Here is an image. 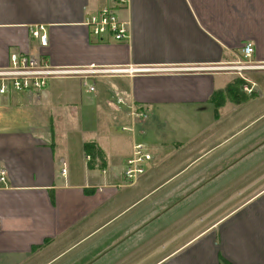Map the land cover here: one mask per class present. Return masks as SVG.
<instances>
[{
  "label": "crops",
  "instance_id": "0c3cea01",
  "mask_svg": "<svg viewBox=\"0 0 264 264\" xmlns=\"http://www.w3.org/2000/svg\"><path fill=\"white\" fill-rule=\"evenodd\" d=\"M108 5L109 0H0V68L11 53H21L39 55L59 69L140 70L91 77L93 91L82 87L80 77L63 78L80 83L91 94L87 99L70 83H53L40 94L0 96V168L6 172V187L0 188V264H94L98 258L87 259L91 253L111 240L121 241L115 247L124 244L149 224L151 219L132 218L141 201L136 191L195 186L184 198L207 183L191 184L185 175L212 153L247 132L238 147L213 157L220 162L241 153V160L264 141V104L257 101L263 90L246 94L239 88V98H233L238 102L229 98L217 108L211 102L236 80L259 74L227 69L245 44L253 47L252 64L264 67V0H130L128 9L118 12L129 23L124 42L94 38L83 25ZM37 28L46 36L44 47L32 37ZM249 81L254 88L261 85ZM129 105L147 118L133 134L123 135L118 130L130 125ZM236 122H243L242 128H232ZM137 139L153 161L135 185L123 187L125 160ZM244 141L247 149L239 152ZM175 161L181 163L162 171ZM219 162L210 169L213 176L237 161L217 170ZM259 165L249 169L234 196L218 204L217 213L231 209L209 226L202 227L201 219L186 232H173L187 211L157 234L135 239L110 264L135 262L140 253L157 256L152 264H264V170L252 179L250 173ZM159 174L168 177L156 180ZM160 204L148 203L143 217ZM165 232L163 253L146 247Z\"/></svg>",
  "mask_w": 264,
  "mask_h": 264
},
{
  "label": "rangeland",
  "instance_id": "374dc122",
  "mask_svg": "<svg viewBox=\"0 0 264 264\" xmlns=\"http://www.w3.org/2000/svg\"><path fill=\"white\" fill-rule=\"evenodd\" d=\"M241 62L242 61H240V59H238V62L234 65V67L237 69L240 66ZM233 71H235V70H233ZM249 73H259V74L254 75V76L253 75L248 76L249 80H251V81L256 80L257 82L261 81L260 82L261 85H259L260 87H258V83H256L255 88L253 87V91L251 94L254 93L256 87L263 90V92H264V76L261 77V75H264V67L258 68L256 70H244V71L242 70L241 71L242 76L245 74L249 75ZM68 77H75V76H66L63 78H68ZM63 78H59L60 80H57L55 82H49L48 83L49 87H51V85L53 83H55V84L59 83L60 85H63V86H65L67 83H70L74 89H79L81 91V96L83 99H87L91 96V94L84 93V89L81 88L80 83L78 85V82H76V81H69V79H63ZM245 79L247 81H249L247 77H245ZM54 80H56V79H54ZM246 84L249 85L248 82ZM257 101H260V104H264V97L260 98V99L258 98ZM33 104L34 103H31V105H33ZM34 110H36V108ZM255 116H256V114L253 117H255ZM262 122H264V119L262 120ZM242 123L243 122H236L232 128H236L235 130H238V129L242 128L241 127ZM129 126H127V127H129ZM135 127H138V124H136ZM69 128H71V127H69ZM62 129H63V131L66 130V128H62ZM140 130L141 129H139V131ZM118 131L120 133H122L123 135H127V133L121 132L120 129ZM143 131L144 130L142 129V132ZM247 134L248 133L246 132V133L242 134L240 137L236 138V140L234 142H229L227 145L223 146L220 150H218L217 151L218 153L217 152L212 153V155L210 156V157H212V159H205V160L201 161L195 168L193 167V169L188 171V173L185 175V178L191 177V179H190L191 184L198 183L202 180L203 181L207 180V183H204V185L200 186L196 191H194L191 194H188L186 197L182 198L184 195H186L195 186H189V187H187V189H182L181 191H177L176 190L177 186H174V184H171L167 188H164L163 190H159L158 188L150 190L147 188L145 193H143L144 192L143 190L136 191L138 194V198L141 201L139 202L140 206L137 208V212L134 215H132V218H134L138 215V216H140V221H143V220L148 221L149 219H151V220H149V224L145 225L140 231L136 232L134 234V236H132L131 239L127 240L124 244L121 243V245L119 244L117 247H115V245H117L121 241L114 243L115 241L113 242L111 240L106 244V245H108L110 243L107 247H105L106 245L101 247L98 252L91 253L87 259L94 261L98 258V260L94 264H110L114 260L118 259V257L120 256V254L122 252H124L125 250H128L130 248V246H128V245H130V243L135 241V239L138 241H143L148 235L157 234L158 232L162 231L163 228L166 229L169 226V222L171 220H174V219L177 220L181 215H183L187 211L188 212L186 213V215L187 214L188 215L186 217H183L180 222H178L177 224L174 225L173 232H175V231L176 232H186V230L189 229L192 224H194L195 226H198V222H199V220L201 222V219L204 221L202 227H206V226H209L211 224V222L214 221L215 218L223 216V214H225L231 208H227L225 206L221 207L220 212L217 213L216 207L219 208L218 204L221 205V203H223V201L226 200L228 197L230 198L231 196H234L233 194L235 192H237L239 188H241V187H239L240 183L244 182L243 180L245 177L248 179L249 169H251L253 166H255L257 164H261V165L257 166L256 169H254L250 172L252 175L251 179L258 176L264 170V144L262 146H260V148L256 152L250 153V154L245 156L246 158L239 160L237 158H239L241 153L238 154V157H234L236 155L235 152H237L238 149H239V152H242V150L247 149L246 148L247 143L244 144L245 143V141H244L239 146V148L235 149V152L228 157V158H230V157H234V158L224 159L220 162L215 160V159L213 161V157L217 156V154H219V153L222 154L224 150L230 149L233 147H238V145H239L238 142L243 140ZM137 136H138V133H137ZM141 138L145 139V135L142 134ZM136 142L142 143L143 141L142 140L140 141L137 139ZM142 144H144V143H142ZM216 161L219 162L218 166H217V170H219L221 167L223 168V166L227 167L228 165L233 164L236 161L237 162L233 165H230L229 168L227 170H225L224 172H222L221 174H219L217 176H213L212 174H214L215 171H211L210 169H212L213 166L217 163ZM176 162L177 161L173 162L170 166H167L169 168L166 167V169L162 170V171L163 172L171 171V168L174 167V165L181 163L180 161L177 163ZM147 168H148L147 169V171H148L149 167H147ZM258 169H260V171H262V172H260V173L256 172ZM161 175L162 174H159L158 176H156L157 177V178L155 177L156 180H162L163 178L168 177V175H162V176ZM153 177L151 176L149 179H151V180L155 179ZM209 178H211L210 181L208 180ZM177 181H176V183H178ZM157 182L161 183V181H157ZM149 183H150V181H149ZM159 187H160V185H159ZM224 187H225V189H223ZM160 189H161V187H160ZM169 189L170 190L172 189V190L170 191ZM241 199L242 198H240V200ZM152 202H154V204H159V203H161V204L159 206L154 207L152 212H149L148 214L146 213L145 216L143 217V215H142L143 211L142 210L144 209V207L148 203L151 204ZM173 203H174V205L172 206V208L169 211H166V213H163V211H161L165 208L168 209V207L170 205H172ZM161 213H163V214H161ZM158 215H160V216L158 217ZM204 217H206V218H204ZM135 226L136 225H134L132 228H136ZM168 235L169 234L165 232L163 239L161 237H159V238L157 237L156 239H158V240H156V239H155V241L153 240L154 242L150 243V245H147L146 247L149 249L150 248L154 249L157 247V249H154V251L157 250L160 253H163L164 248H162V246L165 244V242L167 240L164 238H166ZM182 242H183V240H180L176 244H180ZM147 248L145 249L146 251L148 250ZM103 250H106V251L104 253H102L99 257H96V255ZM141 254H143V253H140L139 254L140 256L138 255L139 257L135 261L137 263L130 262V260H128L124 264H133V263L134 264H152L153 261L155 260V258L157 257L156 256V257H153L150 259V257L148 255H141Z\"/></svg>",
  "mask_w": 264,
  "mask_h": 264
},
{
  "label": "built area",
  "instance_id": "2783aa9c",
  "mask_svg": "<svg viewBox=\"0 0 264 264\" xmlns=\"http://www.w3.org/2000/svg\"><path fill=\"white\" fill-rule=\"evenodd\" d=\"M130 0H109V5L98 12L85 18L83 25L90 31L94 38L110 37L116 42H124L129 38V23L118 17V12L128 9ZM32 37L38 39L39 45H46V36L42 28L32 31ZM253 47L251 44H245L240 51V66L236 69L233 66L227 69L241 72L242 70H256L260 66L253 65L251 62ZM140 70L131 67L121 68H90L80 70H69L54 68L39 55L11 53L8 63L4 68H0V96L9 92H28L32 94L42 93L51 80L63 78L66 76H77L81 78L82 87L88 91H93L89 86L88 79L102 75H132ZM246 81V80H244ZM247 83V81H246ZM244 86L243 91L251 94L253 86ZM117 104H123L118 99ZM128 113L131 117L129 127H123L124 132L134 133L136 124L143 123L147 116L143 111L137 110L132 105L128 107ZM89 157H86V161ZM153 161V154L145 144L135 142L132 146L131 153L125 160L123 169V187H130L147 173V167ZM64 174V171H62ZM6 187V172L0 168V188Z\"/></svg>",
  "mask_w": 264,
  "mask_h": 264
},
{
  "label": "trees",
  "instance_id": "16d2710c",
  "mask_svg": "<svg viewBox=\"0 0 264 264\" xmlns=\"http://www.w3.org/2000/svg\"><path fill=\"white\" fill-rule=\"evenodd\" d=\"M246 85V82L243 81V80H236L233 84H230L228 85L223 91H219V92H216L212 98H211V102L215 105V107H219L222 102L226 99H229V98H232V100H235V102H238L237 100L238 99H233V98H236L238 97L239 98V94H238V89L239 88H243L244 86ZM91 151H89L90 153L93 151V152H96L95 149L93 147H89ZM90 153H86L89 154Z\"/></svg>",
  "mask_w": 264,
  "mask_h": 264
},
{
  "label": "water",
  "instance_id": "95a60500",
  "mask_svg": "<svg viewBox=\"0 0 264 264\" xmlns=\"http://www.w3.org/2000/svg\"><path fill=\"white\" fill-rule=\"evenodd\" d=\"M263 144H264V141H263L260 145H258V147L262 146ZM256 148H257V147H256ZM251 152H252V151H251ZM251 152H250V153H251ZM250 153H249V154H250Z\"/></svg>",
  "mask_w": 264,
  "mask_h": 264
}]
</instances>
